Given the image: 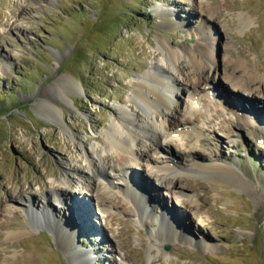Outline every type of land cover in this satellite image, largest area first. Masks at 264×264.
Segmentation results:
<instances>
[{
    "label": "rangeland",
    "instance_id": "obj_1",
    "mask_svg": "<svg viewBox=\"0 0 264 264\" xmlns=\"http://www.w3.org/2000/svg\"><path fill=\"white\" fill-rule=\"evenodd\" d=\"M206 47L216 84L209 65L193 81ZM234 61L264 84V0H0V264H264V92H233ZM157 72L178 81L174 119L193 123L122 166L135 199L88 161L114 165L109 125L142 113L132 90ZM194 157L230 175L158 171Z\"/></svg>",
    "mask_w": 264,
    "mask_h": 264
},
{
    "label": "bare ground",
    "instance_id": "obj_2",
    "mask_svg": "<svg viewBox=\"0 0 264 264\" xmlns=\"http://www.w3.org/2000/svg\"><path fill=\"white\" fill-rule=\"evenodd\" d=\"M157 12L159 16L163 19L162 22L164 24H173L168 17L170 14L167 11L157 8L156 13ZM209 16L212 17V14ZM244 18L245 17L240 19L241 24L248 23L247 19ZM161 49L166 56L165 62H169V64L172 65L171 63H173V61L178 58L177 53L170 47L164 46ZM204 53L205 54H203V56L206 55L207 59L202 63H199L201 71L200 73H198V75H196V78L193 79V81H199L202 75H207V67L209 65V68H211L212 70V74L209 78V81H211V83L212 81L213 83H215V79L213 78L216 77V68L212 67L214 64V61L212 60L213 54L212 56L210 55V50L208 47L204 48ZM233 65H235L236 70L241 74L240 78L236 79L235 83H233V81L231 84L235 90H239L240 88L243 89V91L246 90L245 92L247 94L249 93L251 98H254V95L256 96L258 94V91L256 90L257 87L259 88V91H261L262 93L264 92L263 82L261 86H257L256 78L253 75L243 76L245 74H242V72L244 71L242 69V64L240 61H234ZM259 68L260 70L264 69L263 66H260ZM190 74H192V72L188 75ZM71 85L74 86V83ZM191 86L192 88H194V85ZM176 90H179L178 81L176 78L169 74L166 75L165 73L163 74L157 72L152 76H148L138 80V88L132 90V100L133 105H138L141 107L142 113L140 114L138 112L132 110H125L123 108L117 109L118 116H116V119H112V122L109 125V130L106 133L105 141L108 145L107 147H109L113 151V153L116 154L117 158L112 159V162H114L113 166L106 167L104 166V159L102 158L99 162L89 160L88 163L90 165L92 175L100 177L105 182L111 184V180L108 178V176L112 173V175H114L115 177V180L117 179L119 180V182L121 181L126 185L125 195H131L135 198V194L133 193L134 191L132 189L133 186L131 183H129L130 174L125 169H122V166L126 165L128 167V164H134L137 159H141V156L148 154L150 151L153 153L160 151L168 153L173 149L172 147H175L178 144H182L184 142V139L187 138L189 135V131H186L185 125L193 123L192 118L190 119V117H186L181 123H179L180 121L174 119V114L170 113V111H172L180 112L181 114L182 111L181 108L178 110V107L175 102V93H177ZM238 90H233V92H239ZM185 92V94H187V97L190 98V101L187 103L186 106V112L187 114H190V110L192 111L193 109H195V105L192 96L190 97V92L188 90H185ZM215 95H218L216 91ZM225 97L227 101L223 99L221 100V98L219 97L221 102H226L231 107L239 106L238 103L235 105L232 98L229 99L227 98V96ZM234 100L237 101V99ZM223 106L224 105H222V107ZM245 108L246 106L243 107L242 112L244 114L246 110ZM238 109H240L241 111V108L238 107ZM261 127L264 128V123H261ZM192 131L196 132L195 128ZM196 135L198 138L200 137L199 132H196ZM144 139L145 141H148V144L143 141ZM118 155L121 156L119 157ZM193 159V164H191L189 171L183 172L177 167L175 169L169 166H160L158 167V171H161L163 173L165 172V174L173 175V178L178 179L179 177V179H181L182 181L186 178V176H191L192 174L212 175L217 177H227L228 175H230L227 168L225 167H218V165H208L203 162L195 161V159H197L196 157H194ZM80 173L81 172H79V177H82V173ZM182 174L185 175L182 176ZM167 180L169 181V179ZM64 184L66 185L65 181ZM139 196H141V198L144 197L140 194ZM97 199L99 203H97V209L101 210V204L102 202L107 200V197L101 196Z\"/></svg>",
    "mask_w": 264,
    "mask_h": 264
}]
</instances>
